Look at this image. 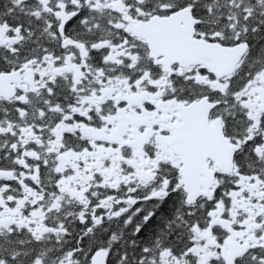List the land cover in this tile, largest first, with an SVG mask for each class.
<instances>
[{"label": "snow or ice", "instance_id": "1", "mask_svg": "<svg viewBox=\"0 0 264 264\" xmlns=\"http://www.w3.org/2000/svg\"><path fill=\"white\" fill-rule=\"evenodd\" d=\"M0 264H264V0H0Z\"/></svg>", "mask_w": 264, "mask_h": 264}]
</instances>
